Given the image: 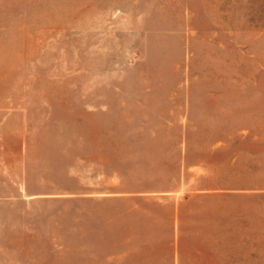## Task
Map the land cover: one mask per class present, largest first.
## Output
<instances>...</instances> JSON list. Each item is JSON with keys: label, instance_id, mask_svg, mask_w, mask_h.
<instances>
[{"label": "rangeland", "instance_id": "1", "mask_svg": "<svg viewBox=\"0 0 264 264\" xmlns=\"http://www.w3.org/2000/svg\"><path fill=\"white\" fill-rule=\"evenodd\" d=\"M225 148L254 171L264 264V0H0V264L107 249L111 208Z\"/></svg>", "mask_w": 264, "mask_h": 264}, {"label": "crops", "instance_id": "2", "mask_svg": "<svg viewBox=\"0 0 264 264\" xmlns=\"http://www.w3.org/2000/svg\"><path fill=\"white\" fill-rule=\"evenodd\" d=\"M216 155L225 163L212 162L203 176L190 173L194 182L188 186L155 192L150 202L111 208L115 213L109 218L107 249H100L101 240L94 237L74 257L64 251L26 252L27 257L75 258V264H260V196L254 171L238 169L230 175L228 149Z\"/></svg>", "mask_w": 264, "mask_h": 264}]
</instances>
